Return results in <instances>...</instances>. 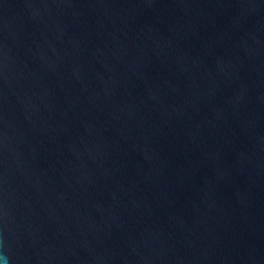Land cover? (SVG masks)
Masks as SVG:
<instances>
[{
  "label": "water",
  "instance_id": "95a60500",
  "mask_svg": "<svg viewBox=\"0 0 264 264\" xmlns=\"http://www.w3.org/2000/svg\"><path fill=\"white\" fill-rule=\"evenodd\" d=\"M0 264H264V0H0Z\"/></svg>",
  "mask_w": 264,
  "mask_h": 264
}]
</instances>
